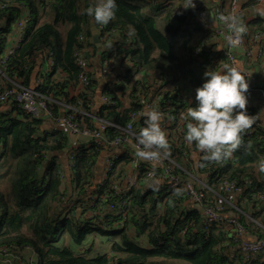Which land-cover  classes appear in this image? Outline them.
I'll list each match as a JSON object with an SVG mask.
<instances>
[{
    "label": "trees",
    "instance_id": "obj_1",
    "mask_svg": "<svg viewBox=\"0 0 264 264\" xmlns=\"http://www.w3.org/2000/svg\"><path fill=\"white\" fill-rule=\"evenodd\" d=\"M258 1L251 0L253 4ZM93 3L95 0H0V5H4L0 9V56L22 10L29 21L16 54L0 67V73L9 80L16 75L27 87L32 58L44 50L50 51L53 66L36 90L54 99L65 97L67 82L77 80L73 55L80 47L78 35L84 36L86 46L96 48L90 43L92 18L83 14ZM116 3L115 16L105 29L118 36V46L106 47L105 54L120 55L135 79L133 85L140 84L158 93L160 110L174 117L169 134L178 137L181 130L183 137L187 109L196 103L195 89L202 84V74L207 68L219 70L223 66L222 51L210 54L195 42L194 34L200 27L189 15L190 11L181 8L186 0H168L167 5L160 0H116ZM246 29L250 37L264 33V17L257 14ZM112 37L113 33L109 38ZM196 47L201 50L194 57ZM61 73L64 80L59 76ZM5 83L11 86L9 81ZM91 92L92 82L79 93L84 105L90 102ZM137 110V104L131 100L123 108L102 106L98 115L124 127L127 113ZM246 110L249 115L256 111L249 105ZM42 124L43 121L13 107L0 106V247H31L36 251L37 264H116L118 261L120 264H264L261 255L245 260L223 229L212 226L205 230L199 210L182 207L187 199L181 188L145 187L140 182L139 187L131 188L128 205L118 213L109 211V205L114 202L110 193L113 168L97 192L98 201H94L90 210L78 211L95 175L98 150L91 144L88 146L86 140L80 143L70 170L72 189L68 196L59 177L61 162L57 157L69 149L70 137ZM142 127L143 117L133 128L139 133ZM119 135L120 130L112 127L106 132L108 138ZM261 161H264V142L260 131L249 136L244 131L230 158L207 165L201 171L210 178L212 190H217L223 179L234 180L245 188L241 199L246 205L260 208L250 197V190L264 194ZM147 167L140 166V178ZM212 196L211 192L206 194L207 198ZM238 207L246 212V207L241 204ZM84 212L92 217L86 219ZM90 234L117 237L108 248L111 261L106 250L87 256L85 244Z\"/></svg>",
    "mask_w": 264,
    "mask_h": 264
},
{
    "label": "built area",
    "instance_id": "obj_2",
    "mask_svg": "<svg viewBox=\"0 0 264 264\" xmlns=\"http://www.w3.org/2000/svg\"><path fill=\"white\" fill-rule=\"evenodd\" d=\"M167 1L168 0H160L163 5H167ZM217 1L221 6L223 0ZM185 4L183 6H185ZM194 5V8L188 9L190 11L189 15L194 18L199 27L206 28L207 24L204 21L203 11L198 8L195 0ZM3 7L4 5L1 4L0 9ZM232 12L239 13L236 0H231L230 5L226 8H220L218 16L220 14L228 15ZM28 22L29 21L25 17L22 21H15L13 23V27H15L17 31V42L4 48V51L0 56V67H3L6 64L9 57L16 54L20 40L22 39L24 28L27 27ZM219 24L220 25L218 27L212 28L209 32L219 38L223 44L222 55L224 57V64H235L239 67L237 65V50L242 48L247 40L259 38L264 35V33L250 37L244 23L245 30L241 35L240 43L236 45H229L224 39L228 30L220 21ZM95 28L98 35V44L105 45L106 47L110 34L114 33V31L109 32L105 29V25L99 24L95 25ZM77 40L80 47L74 53L73 61L78 71L77 83L82 89H85L91 82V65L84 54L86 48L84 36L82 34L78 35ZM196 48L193 49L194 57H196L200 52L199 51L197 53L195 51ZM199 48L201 50V47ZM263 49L264 47L258 48L259 56L263 53ZM44 52L48 63L47 73H49L51 67L53 66V53L47 50H44ZM251 53V48H248L245 55L246 58H248ZM116 57L120 59L119 54L116 55ZM111 62L112 59L108 56L103 58L101 69L102 74H112L113 69ZM127 68L129 67L127 66ZM242 70L246 75H248L244 69ZM43 79L44 77H38L36 79V85L38 86L39 84H42ZM119 80L120 85L118 86L116 84L115 87H122L123 89H128L130 87L128 93L132 95L133 102H135L138 106L137 111H130L127 113V121L125 122L124 127H119L116 124L110 123L102 117H99L98 114L92 116L88 111L89 103L84 105L81 98L76 99L73 104H70L71 102L63 97L51 99L50 96L41 94L36 89H30L22 85L21 79L19 82H13V79L9 80L11 84L10 87H7L6 85L0 87V104L8 102L10 108L13 107L20 110L32 119L41 121L48 119L49 121H52L51 130L63 131L73 137H82L88 142V146L91 144L98 151L107 147L110 149L117 148L125 144L130 136L132 155L129 159V164L136 172L137 181L143 180L144 182H147L160 178L162 180V185H164L168 190L181 188L184 192L185 198L201 210L200 214L202 217V225L205 230L212 226H217L223 229L227 232V237L236 245L239 254L244 257L245 260L250 259L254 255H261L264 262V224H259L251 216L245 215L246 223H254L256 231L263 234V237L258 236L256 239L249 240L243 237L246 234V225L244 223L234 217H225L223 215L226 206H230L236 211L241 212L237 206L230 204L228 197L242 194L245 188L234 180L223 179L220 182L218 189L212 190L210 187V178L207 176L206 172H202L201 169L207 165L215 164L218 161L205 159L203 154L202 160L205 161L203 163L206 165L202 164L201 160L200 168L197 171L198 173H195L188 166L181 163L180 161H184L188 157V145L184 140V136L181 137V130L178 131V137L169 134V128L174 123V117L170 113L160 110L161 97L157 95L153 98V100H150L151 98L149 99V97H147L142 85H133L135 83L134 78ZM111 92L112 91L108 89L107 91H103V94L100 95L102 106L115 108L119 105V108H122L118 97ZM246 95L247 97L255 95L260 104L264 107V91L262 89H252L249 85ZM53 104L57 106H64L65 113L62 115L53 113L51 107ZM145 108H157L158 111L161 112V127L165 130L169 143L168 155L162 156L158 162L145 161L137 157L136 149L134 147L136 142L135 138L138 135V133L134 131V123L140 116L141 111ZM250 116H253L254 122L247 130H245V135H252L256 130H259L261 138L264 142V113L262 116L261 112L256 110L253 115ZM91 121L95 124H88V122ZM109 127L120 130L121 135L108 138L106 136V132ZM79 145L80 144L70 145L68 150H65L62 154L58 155V162L63 158L67 159L68 166L71 170L74 164L73 157L77 152ZM171 145H173V148ZM116 158L117 155H110L105 159L102 172L99 179H97L99 187L102 186L109 177V174L114 167ZM177 160L179 163H177ZM142 162H145L148 167L140 178L138 170L140 169ZM59 177L61 180L64 178V172L61 168L59 170ZM134 186L135 183H132L127 187H121L117 179H114L110 185V193L114 197V202L109 205V210H114L118 213L122 208L128 205L130 202V190L131 188H134ZM208 192L213 194L212 199L206 197ZM250 197L256 204L261 205L264 210V194L255 193L250 190ZM92 205V202L84 203L79 209H81V211L87 210L90 209ZM88 216V218L92 217L91 214H88ZM24 252H27L28 255L24 256ZM0 264H37V254L34 249L28 246H2L0 247Z\"/></svg>",
    "mask_w": 264,
    "mask_h": 264
},
{
    "label": "crops",
    "instance_id": "obj_3",
    "mask_svg": "<svg viewBox=\"0 0 264 264\" xmlns=\"http://www.w3.org/2000/svg\"><path fill=\"white\" fill-rule=\"evenodd\" d=\"M198 8L203 11L204 13V21L207 24L206 28L198 27L196 21V26L199 28L195 31L194 34V40L195 42L201 44V46L208 51L210 54L211 53H216L219 51H222L223 44L219 38L216 36L212 35L209 30L212 28L218 27L219 20L218 18V13L220 10V3L217 0H195ZM231 3V0H223L221 3V8H226L229 6ZM237 7L239 9V15L242 17L245 25L248 24L252 19L255 18L257 14H260L262 17H264V0H259L257 3L253 4L251 0H236ZM26 15L25 12L22 10L20 15L17 17V21H22L25 19ZM200 19V18H199ZM28 20V19H27ZM3 25V23L1 24ZM193 27V26H192ZM196 27V28H197ZM14 31L13 34L10 35L7 39V46H10L14 43L17 42V31L16 28L13 27ZM109 41H111L110 46H107L108 48H115L118 46V36L113 33V37L109 38ZM96 46L95 49L92 48V45L86 46L85 48V57L88 60L89 64L91 65V82H92V92L90 94V102H89V108L88 111L92 116H95L98 114L99 109L101 108L102 104L100 101V95L103 94V91H107L108 89L112 91L111 93L115 94L118 99L120 100V103L123 107H127L130 103L131 100H133L132 95L128 93V89H123L122 87H115L117 84L118 86L120 85V80L119 79H129L131 78V73L129 72L127 66L123 63L121 58H117L116 55L111 54L109 55L112 59L111 66L113 69V72L111 75H104L102 74V60L105 58L107 55L105 54L106 47L105 45H99V44H93ZM6 46V47H7ZM264 47V35L260 36L259 38L256 39H250L247 40L245 45L237 50V65L241 68L244 69L247 74L249 75L248 77V83L252 89H262L264 91V49L263 53L261 56L258 55V48ZM216 48H219L220 50H216ZM248 48H251L252 53L251 55L246 58V51ZM118 55V54H117ZM31 69H30V78L27 87L30 89H36V79L38 77H46L47 70H48V63L46 59L45 52H39L37 53L31 60ZM62 79L64 80V74L61 73L59 75ZM9 81L5 77L4 74L0 73V87L5 86L6 83ZM20 79L16 77V75H13V82H19ZM99 88V91H98ZM144 88V86H143ZM147 89V90H146ZM144 88V91L149 97L150 100H153L155 96H157L156 92H154L151 88ZM84 89H82L78 83L77 80L76 82H67L66 87H65V93L66 96L63 97L70 101V104H73L74 101L79 97V93L83 92ZM155 94V95H154ZM50 96V95H49ZM51 99L52 96H50ZM56 99V98H55ZM69 103V102H68ZM247 107L253 106L254 109L259 110L263 116L264 113V107L260 104L259 100L257 97L252 96V97H247ZM0 106L4 109L9 107V103L5 102L3 104H0ZM52 111L53 113H58L59 115H62L65 113V108L64 106H57V105H52ZM141 116L138 117L137 120H139ZM136 120V121H137ZM88 124L94 125L95 123L93 121L88 122ZM45 128H51L52 126V121H49L48 119L43 121L42 124ZM70 137V145L74 144H80L81 142H84L85 139L82 137H73L70 134H68ZM98 156H97V164H96V170H95V175L93 180L91 181V184L88 186L86 189V194L84 195L83 198V203H89L94 201H98V182L97 179H99V176L102 172L104 161L106 158H108L110 155H117L116 158V163L114 164L115 166L113 167V171L111 173L112 179H116L121 185V187H127L130 186L132 183H135L134 187H139L140 182L145 185V187H159L162 185V180L160 178H157L156 180L153 181H147L144 182L143 180L137 181L136 178V172L132 169L131 165L129 164V159L132 155V147H131V142H130V136L128 137V141L117 147V148H103L100 151H98ZM203 158V154L200 153L198 150L195 149V147H188V157L184 161H180L181 163L185 164L188 166L190 169H192L195 173H198L197 171L200 168V161ZM61 169L64 172V178H63V183H64V189L66 186V192L67 195L69 196L71 194V186H70V168L68 166V161L67 159L63 158L61 159ZM142 164L145 165L146 168V163L142 162ZM256 175V174H255ZM242 194L239 195H232L229 198V202L232 205L237 206V208L240 210L238 207V204H241L243 207H246V212H238L234 208L230 206H226L223 215L225 217H234L237 220H241L240 222L244 223L246 225V234L243 236L245 239L253 240L256 239L258 236L263 237V234L258 233L256 231V226L254 223H246V217L245 215H253L255 218L254 220L261 219L264 221V210L260 208H250V206L246 205V202L244 199H241ZM93 199V201H92ZM81 205V206H82ZM182 207L186 208H192L201 210L196 206L193 205L189 200L183 201ZM78 211H81L79 209ZM263 208V207H262ZM90 209H87L88 211ZM109 210V209H108ZM262 210V211H261ZM110 211V210H109ZM82 212V211H81ZM84 217L86 219H89L88 215L85 214L84 212ZM131 236V234H130ZM117 237H111V236H101L98 234H90L88 235V238L86 240V248L88 249V257H93L99 252L103 251H108L107 255L109 256V261L112 258V254L109 253V246L112 241H117ZM80 252V249L78 250ZM24 256H27L28 253L24 252ZM111 257V258H110ZM118 264V263H116Z\"/></svg>",
    "mask_w": 264,
    "mask_h": 264
},
{
    "label": "clouds",
    "instance_id": "obj_4",
    "mask_svg": "<svg viewBox=\"0 0 264 264\" xmlns=\"http://www.w3.org/2000/svg\"><path fill=\"white\" fill-rule=\"evenodd\" d=\"M194 7V0H186L182 8ZM116 9V0H95L83 14L91 17L93 23L106 25L115 16ZM217 19L228 30L225 41L229 45L240 43L245 30L242 17L232 12L220 14ZM195 51L198 53L200 48ZM248 77L235 64H224L219 70L207 68L203 72L202 84L195 89V106L187 109L184 140L189 147L194 146L204 154L205 159L219 162L230 158L241 143L242 133L253 124V116L246 110ZM140 116L144 127L135 138L136 155L145 161L158 162L168 155L169 149L161 127L162 114L157 108H145ZM260 170L264 171V161L260 163Z\"/></svg>",
    "mask_w": 264,
    "mask_h": 264
},
{
    "label": "water",
    "instance_id": "obj_5",
    "mask_svg": "<svg viewBox=\"0 0 264 264\" xmlns=\"http://www.w3.org/2000/svg\"><path fill=\"white\" fill-rule=\"evenodd\" d=\"M90 34H91L90 43L98 44L97 31H96L95 25L92 22L90 23ZM110 44H111V41H109L108 46H110ZM120 263H121V261H118V264H120Z\"/></svg>",
    "mask_w": 264,
    "mask_h": 264
},
{
    "label": "rangeland",
    "instance_id": "obj_6",
    "mask_svg": "<svg viewBox=\"0 0 264 264\" xmlns=\"http://www.w3.org/2000/svg\"><path fill=\"white\" fill-rule=\"evenodd\" d=\"M255 221H256L257 223H259V224H264V221L261 220L260 218H259V219L256 218Z\"/></svg>",
    "mask_w": 264,
    "mask_h": 264
}]
</instances>
